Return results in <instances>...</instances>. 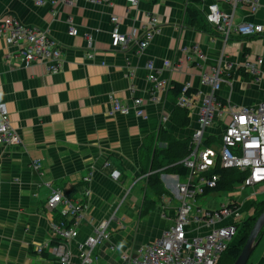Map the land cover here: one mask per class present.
<instances>
[{"label": "crops", "instance_id": "crops-1", "mask_svg": "<svg viewBox=\"0 0 264 264\" xmlns=\"http://www.w3.org/2000/svg\"><path fill=\"white\" fill-rule=\"evenodd\" d=\"M213 1L138 0L131 6L127 0H77L37 6L33 0H0V17L12 15L24 25L47 30L62 51L60 70L52 75L43 65L23 68L7 58L14 49L0 38V102L6 104L10 124L21 139L19 146L0 147V264H57L48 249L41 255L34 251L36 245L53 240L50 224L58 212L46 205L53 189L83 204L71 264H77V245L92 235L90 225L102 221L110 224L109 241L97 248L100 264H118L122 251L160 237L178 206L167 188L178 174L152 168L167 148L160 133L186 142L197 124L195 115L188 113V124L180 125L169 90L152 96L147 63L161 71L159 79L169 88L190 84L206 94L209 88L200 84V77L223 56L220 96L235 107L264 102V33L223 40L205 20ZM221 9L229 11L226 6ZM112 16L119 20L118 31L131 38L123 49L111 47ZM152 16L158 19V32L140 51L137 42ZM70 20L76 36L68 34ZM234 22L264 27V0H258L254 14L237 9ZM86 34L93 41L91 59L85 50ZM257 59L262 64L256 74L242 67L244 61ZM163 62H170L171 70ZM110 96L126 104L140 98L146 118L110 115ZM211 131L218 133L219 126ZM114 171L119 172L117 181L110 177ZM150 172H162L161 194L147 188ZM258 187L255 193H264ZM144 199L154 206L141 215ZM133 223L142 228L131 235L124 228ZM248 264H264V229Z\"/></svg>", "mask_w": 264, "mask_h": 264}, {"label": "built area", "instance_id": "built-area-1", "mask_svg": "<svg viewBox=\"0 0 264 264\" xmlns=\"http://www.w3.org/2000/svg\"><path fill=\"white\" fill-rule=\"evenodd\" d=\"M41 6L45 3L71 4L77 0H33ZM100 3L102 0H83ZM131 6H136L138 0H127ZM221 6L229 8L224 12ZM258 8V0H214L207 5L205 20L217 28L223 40L231 36L242 38L261 36L264 27L261 24L249 22H234L237 9L254 14ZM111 47L125 48L131 42L128 35L121 34L118 29V18H110ZM158 19L152 16L145 24L144 33L137 42L140 51L148 47L155 33L158 32ZM68 34H78L69 21ZM0 38L4 39L13 49L7 58L17 60L23 68L43 65L49 74H57L61 67V46L51 37L47 30L24 25L12 15L0 17ZM85 50L88 58L93 57V41L89 34L84 35ZM197 52L196 49L193 50ZM210 72L200 77V84L208 87L204 94L197 90L187 93L191 88L185 84L176 105L194 114L197 127L190 137L188 154L178 164L186 170L185 176L176 175L174 182L167 185L178 206L174 217L154 241L122 251L119 264H218L228 248L238 244L244 232L245 222L252 216L254 204L246 210L235 201L228 202L218 210H203L195 203L198 198L213 191L221 184L218 170L234 169L245 176L239 183L241 191L253 189L256 186L264 188V102L256 106L235 107L226 97L220 96L223 78V62ZM9 63L8 60H6ZM262 61H244L242 67L251 74H256ZM166 69L172 68L170 62H163ZM229 68V66H227ZM147 81L152 96L167 92L169 84L159 79L160 70L152 62L146 66ZM110 115L127 116L133 113L136 117L145 119L142 100L134 98L131 104L122 103L110 96ZM219 126L218 133L211 130ZM207 142V145L205 144ZM21 139L10 124L9 113L4 102H0V147L19 146ZM35 170L40 168V162H34ZM117 181L119 172L110 174ZM90 176L84 177L88 183ZM256 195L255 192L250 194ZM47 208L58 212V221L50 224L53 240L51 243L36 245L34 251L41 255L49 250L57 264H71L74 258L73 242L78 235V228L83 219V204L80 200L68 199L58 190L53 189L47 200ZM109 224L102 221L98 225H90L92 235L77 245V264H93L92 254L99 245L109 241ZM109 250L116 247L111 244Z\"/></svg>", "mask_w": 264, "mask_h": 264}, {"label": "trees", "instance_id": "trees-1", "mask_svg": "<svg viewBox=\"0 0 264 264\" xmlns=\"http://www.w3.org/2000/svg\"><path fill=\"white\" fill-rule=\"evenodd\" d=\"M183 85L181 84H173L172 87H170L168 92L172 95L174 100L180 95L182 91ZM195 89H189L188 94L190 92H196ZM174 115L178 116L180 120V125L185 126L188 124V111L180 108L176 105V102L174 101ZM160 141L167 143V148L165 150L160 151V156L162 158H157V163L153 165V169L155 170H161V171H170L175 174H178L179 176H185L187 174V170L178 162L185 157L190 148V141L186 142H180L174 140L169 134H167L165 131H161L160 133ZM207 145V142L205 143ZM175 153V154H174ZM169 160V162H166L163 164V161L160 163L159 160ZM156 160V159H155ZM163 164V165H162ZM153 170V171H155ZM217 172H220L221 176V184L213 191L217 193L221 192H228L232 189V185L235 182L240 183L243 178L244 174L240 173L237 170L229 169V170H218ZM148 176H146V186L149 188L150 191H153L156 194H161V191H163V187L160 182V175L162 172H150ZM233 178H229L232 176ZM153 203L149 202L144 199L142 206H141V215L149 213L153 209ZM264 210V199L260 202H257L254 204L253 207V214L252 216L245 222L244 232L242 234L241 239L239 240L238 244L234 247L228 248L227 251L222 255L220 258L218 264H233L235 259L240 253V250L242 246L244 245L247 236L249 234V231L251 230L256 218L260 215V213ZM59 217L56 219L58 221ZM264 229V228H263ZM263 230L261 231V233ZM260 233V234H261ZM239 251V252H238ZM248 264V263H247Z\"/></svg>", "mask_w": 264, "mask_h": 264}, {"label": "rangeland", "instance_id": "rangeland-1", "mask_svg": "<svg viewBox=\"0 0 264 264\" xmlns=\"http://www.w3.org/2000/svg\"><path fill=\"white\" fill-rule=\"evenodd\" d=\"M230 178H233V174L232 176L227 178V180H229ZM258 188L259 187L256 186L253 189L248 188L245 191H241V185L238 182H235L232 185V189L229 190L228 192L206 194L205 196L198 198L195 205L200 206L203 210L215 211V210H218L221 205L226 204L231 201H235L238 205H240L241 208L246 210L251 204H254V203L256 204L257 202H260L264 199V193H257L254 196L250 195L252 192H256ZM149 227L150 226L148 225L147 228L149 229ZM141 228L142 226L136 225L135 223H133L131 225H126L124 229L126 230L125 232L129 234L131 233V235H133L135 231ZM97 248L92 254V260L95 259L94 263L100 264L99 250Z\"/></svg>", "mask_w": 264, "mask_h": 264}, {"label": "water", "instance_id": "water-1", "mask_svg": "<svg viewBox=\"0 0 264 264\" xmlns=\"http://www.w3.org/2000/svg\"><path fill=\"white\" fill-rule=\"evenodd\" d=\"M264 228V210L256 218L239 255L233 264H247L259 241L260 233Z\"/></svg>", "mask_w": 264, "mask_h": 264}]
</instances>
